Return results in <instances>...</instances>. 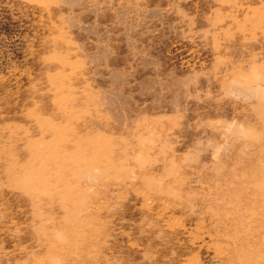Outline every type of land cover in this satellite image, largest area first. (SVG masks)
Instances as JSON below:
<instances>
[{
    "label": "rangeland",
    "instance_id": "1",
    "mask_svg": "<svg viewBox=\"0 0 264 264\" xmlns=\"http://www.w3.org/2000/svg\"><path fill=\"white\" fill-rule=\"evenodd\" d=\"M0 264H264V0H0Z\"/></svg>",
    "mask_w": 264,
    "mask_h": 264
}]
</instances>
